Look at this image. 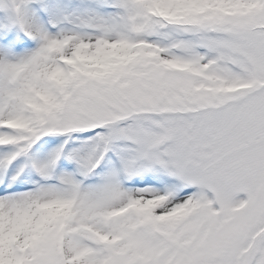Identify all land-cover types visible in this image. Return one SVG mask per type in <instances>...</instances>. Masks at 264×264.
<instances>
[{"label":"snow or ice","instance_id":"obj_1","mask_svg":"<svg viewBox=\"0 0 264 264\" xmlns=\"http://www.w3.org/2000/svg\"><path fill=\"white\" fill-rule=\"evenodd\" d=\"M0 264H264V0H0Z\"/></svg>","mask_w":264,"mask_h":264}]
</instances>
